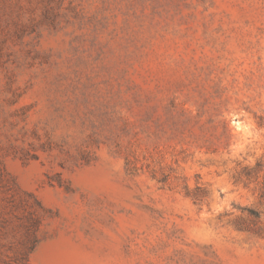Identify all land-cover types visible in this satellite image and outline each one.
Wrapping results in <instances>:
<instances>
[{
  "label": "rangeland",
  "instance_id": "rangeland-1",
  "mask_svg": "<svg viewBox=\"0 0 264 264\" xmlns=\"http://www.w3.org/2000/svg\"><path fill=\"white\" fill-rule=\"evenodd\" d=\"M0 264H264V0H0Z\"/></svg>",
  "mask_w": 264,
  "mask_h": 264
},
{
  "label": "trees",
  "instance_id": "trees-1",
  "mask_svg": "<svg viewBox=\"0 0 264 264\" xmlns=\"http://www.w3.org/2000/svg\"><path fill=\"white\" fill-rule=\"evenodd\" d=\"M23 260H24L25 262H28V257H27V255H25V256L23 257Z\"/></svg>",
  "mask_w": 264,
  "mask_h": 264
}]
</instances>
